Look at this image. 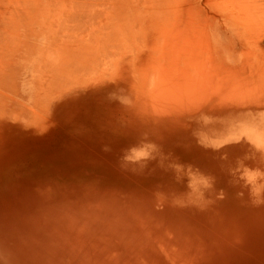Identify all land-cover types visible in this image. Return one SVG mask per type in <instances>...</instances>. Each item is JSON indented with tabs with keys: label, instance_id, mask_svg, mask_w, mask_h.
Returning a JSON list of instances; mask_svg holds the SVG:
<instances>
[{
	"label": "bare ground",
	"instance_id": "obj_1",
	"mask_svg": "<svg viewBox=\"0 0 264 264\" xmlns=\"http://www.w3.org/2000/svg\"><path fill=\"white\" fill-rule=\"evenodd\" d=\"M170 1L0 0V125L6 119L23 121L29 116L18 117L24 111L18 107L27 111L32 107V114L39 103H48L39 110L50 109L59 102V95L111 67L131 87L132 96L136 94L125 111L140 135L178 145L174 150L168 147L167 153L156 144L157 161L174 169L162 173L157 167L153 176L226 182L230 190H226L225 204L239 200L238 184L241 196L264 198V0H211L210 6L219 12L214 23H200L183 36L178 29L166 34L170 26L153 32L155 36L142 35L139 24L148 23L140 20L145 15L155 19L153 15L161 14L151 21L156 28L157 22L165 24L172 15L168 13L191 6L187 1ZM134 20L139 29L135 37L130 28ZM28 118L37 119L35 115ZM16 195L2 200V207H15L0 211V264H178L181 260L172 250L180 239H165L166 233L177 229L172 222L165 223L168 230L163 241L137 246V232L144 223L113 236L110 228L116 226L102 221L117 222L129 213L65 209L68 199L61 200L63 209L58 213L53 207L33 211L23 204L52 200ZM202 196V191L192 196L165 195L188 207L200 206ZM222 202L219 208L225 206ZM212 205L208 202L204 207ZM147 224L150 229L151 222ZM154 250L160 257L154 256Z\"/></svg>",
	"mask_w": 264,
	"mask_h": 264
},
{
	"label": "rangeland",
	"instance_id": "obj_2",
	"mask_svg": "<svg viewBox=\"0 0 264 264\" xmlns=\"http://www.w3.org/2000/svg\"><path fill=\"white\" fill-rule=\"evenodd\" d=\"M174 1L176 0L170 2L174 4L178 1V4H182L187 1L191 3V6L180 8L182 13L181 10L179 13L175 12L176 14L168 13V15L172 14L168 20L173 17V21L167 20L166 25L157 22L156 28L151 21H157V15L161 16V14L154 13L152 17L155 19L148 15L142 16L144 18L140 20L147 19L148 22L141 23V21L139 24L143 29L142 35L146 33L145 36H155L157 35V33L154 34L155 32L167 29L169 26L171 28L164 31L166 34L167 32L176 33L178 29L182 33L181 36L188 35L193 28H198L200 23L206 24L209 21L214 23L219 14L216 8L210 6L211 0ZM189 7H192V16L188 15ZM135 25L134 20V24L130 25L134 31V37L139 32L138 25ZM220 26L217 24V27ZM6 27L9 26L6 25ZM5 30L11 32L12 28H5ZM122 78H118V74L114 73L111 67H107L101 75H95L85 83H79L78 87L66 94L59 95V102L50 109L39 110L43 105L48 104L39 103L36 114H32L30 113L33 111L32 107H28L31 108L29 111L18 107V110L24 109L19 112L18 117L35 115L37 119H30L28 116L22 118L25 119L23 121L14 118L3 121L0 125V211L3 208L9 210L15 207L14 204L9 206L6 204L2 207L4 196L9 194L12 196L17 194V198L20 199L30 196H47L54 202L43 201L33 206L27 201L23 207L33 211H37V208L53 207L57 208L55 213L63 209L60 207L61 200L68 199L65 209L69 207L74 210L91 209L99 213L100 211L129 213L128 217H120L117 222L109 223L107 218L102 219L104 225L116 226L110 228L113 236H119L120 231L127 228L137 229L141 223H144L137 232L135 243L137 246H143L147 241L155 244L154 241L157 239L163 241V236L168 230L165 223H174L177 227L176 231L166 233L165 239L172 237V240L180 239L178 245L172 248L181 256L178 264H197L198 262L202 264H264V198L260 199L255 194L253 197L241 196L239 190L242 185L238 184L235 189L238 191L235 193L239 200L231 202L232 204L226 203L227 206L223 201L225 197H228V194H225L226 190H230L226 182H211L209 179L203 180L192 176L184 179H179L175 175H172L173 178L160 179L153 176L157 167L162 173L165 170L174 169L157 161L160 156L154 152L156 144H159L167 153H169L168 147H173L172 150H174L178 145L169 146L165 138L154 140L150 136L140 135L136 126L126 117L125 111V105L128 106L127 103H131L129 99L136 94L132 96L131 87L127 86ZM9 115L15 116L12 112ZM35 120L40 124L35 123ZM20 179L22 181L19 183ZM101 183L102 186H99ZM84 185L86 188L83 190L86 192L81 190L85 187ZM88 186L102 191H91L92 189L90 190ZM72 189H76V192L70 194ZM201 191L203 192L199 201L201 205L197 207L182 206L175 200L165 197L170 193L192 196ZM222 201L225 204L224 209L221 206ZM208 202L213 205L204 207ZM220 202L222 204L219 208ZM245 208L250 210L245 211ZM209 211L215 213V216ZM224 214L225 218H223ZM78 218L79 215L74 220L77 223ZM124 221H126L125 224ZM76 222L74 224H77ZM149 222L157 228L151 225V228L147 229L146 225ZM213 223L218 226H214ZM203 226L206 231L201 230ZM234 230L237 232L234 233ZM189 233L191 235H186ZM221 235L222 239H220ZM215 238L222 242L214 241ZM228 246L232 251H228L229 248H226ZM228 253L231 256L228 257ZM153 254L160 257L155 250ZM257 255H260L259 258Z\"/></svg>",
	"mask_w": 264,
	"mask_h": 264
}]
</instances>
